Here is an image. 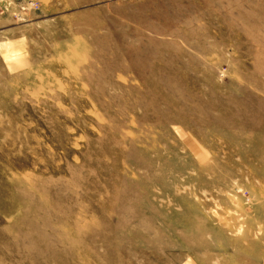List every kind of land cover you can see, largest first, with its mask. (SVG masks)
<instances>
[{
	"label": "rangeland",
	"instance_id": "rangeland-1",
	"mask_svg": "<svg viewBox=\"0 0 264 264\" xmlns=\"http://www.w3.org/2000/svg\"><path fill=\"white\" fill-rule=\"evenodd\" d=\"M0 264H264V0H0Z\"/></svg>",
	"mask_w": 264,
	"mask_h": 264
},
{
	"label": "crops",
	"instance_id": "crops-1",
	"mask_svg": "<svg viewBox=\"0 0 264 264\" xmlns=\"http://www.w3.org/2000/svg\"><path fill=\"white\" fill-rule=\"evenodd\" d=\"M9 44H11V43H13V42H8ZM6 46L5 47H9V45L8 44H5ZM14 56L16 55V53L15 54H13ZM14 56H12L11 54L8 56V58L9 59H11V61H10V63H9V67L12 69V70H14L15 71V66H14V64H13V60L15 59V57ZM22 66H26L25 65V63H23L22 64Z\"/></svg>",
	"mask_w": 264,
	"mask_h": 264
}]
</instances>
